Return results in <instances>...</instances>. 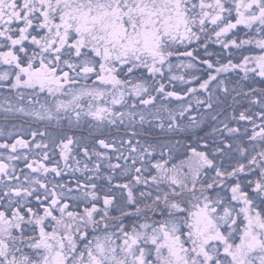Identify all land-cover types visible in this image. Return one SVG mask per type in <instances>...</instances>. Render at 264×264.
I'll list each match as a JSON object with an SVG mask.
<instances>
[{
    "label": "snow or ice",
    "instance_id": "snow-or-ice-1",
    "mask_svg": "<svg viewBox=\"0 0 264 264\" xmlns=\"http://www.w3.org/2000/svg\"><path fill=\"white\" fill-rule=\"evenodd\" d=\"M0 264H264V0H0Z\"/></svg>",
    "mask_w": 264,
    "mask_h": 264
}]
</instances>
